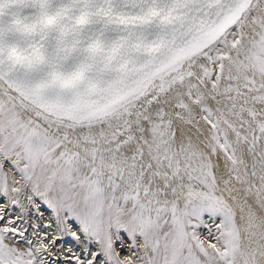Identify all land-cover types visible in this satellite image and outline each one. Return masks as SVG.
I'll list each match as a JSON object with an SVG mask.
<instances>
[{
	"label": "snow or ice",
	"instance_id": "obj_1",
	"mask_svg": "<svg viewBox=\"0 0 264 264\" xmlns=\"http://www.w3.org/2000/svg\"><path fill=\"white\" fill-rule=\"evenodd\" d=\"M0 193L76 264H264V0H0ZM14 224L0 264H46Z\"/></svg>",
	"mask_w": 264,
	"mask_h": 264
},
{
	"label": "rangeland",
	"instance_id": "obj_2",
	"mask_svg": "<svg viewBox=\"0 0 264 264\" xmlns=\"http://www.w3.org/2000/svg\"><path fill=\"white\" fill-rule=\"evenodd\" d=\"M9 187L11 189V187L16 186L9 185ZM10 196L11 193L9 196H5L3 193H0V205H3V212H0V215L4 216V219L0 220V227H3L8 220L14 221V226L18 229L20 228L19 230L22 231L26 229L27 232H25V236L33 242V247L39 245L40 240L38 239L40 237L43 238L47 235V239L45 241L50 244L51 247L49 252L43 253V259L46 264H76V261L73 258L74 253L83 259L84 249L86 246L89 247L91 251L97 250L95 243L88 242L83 233L80 232H78V235L80 236L79 241L73 239L67 230L64 233L59 234L61 235V239L57 240L56 237L58 233L56 231L55 217L52 216V212L48 209L47 205L42 204L39 197H35L36 204L40 205L39 209H37V207L28 204L27 200L24 198V194L20 197L23 208L12 204L11 199H15V197H11L10 199ZM207 219V216H205V220ZM34 225L37 227H34ZM77 229L78 225H75V222H73L72 230ZM199 231L201 233V240L207 244V230L201 229ZM213 231H215V229H213ZM36 233L39 236H35ZM51 236H54L55 239L50 240L49 238H51ZM14 239L17 241V246H23L22 248L25 247L24 249L28 248V244L25 241L20 240L18 236L14 237ZM8 242L11 243L12 241L9 240ZM130 245L131 241L126 238V234L122 241L114 244L115 252L120 259H123L125 256H132L134 260L136 259L133 253H138L139 248H132ZM65 258H71L72 261L64 260ZM50 260L51 262H49ZM52 261L55 262L52 263ZM137 264H139L138 261Z\"/></svg>",
	"mask_w": 264,
	"mask_h": 264
},
{
	"label": "bare ground",
	"instance_id": "obj_3",
	"mask_svg": "<svg viewBox=\"0 0 264 264\" xmlns=\"http://www.w3.org/2000/svg\"><path fill=\"white\" fill-rule=\"evenodd\" d=\"M7 170V169H6ZM13 179H16V180H19L20 179V177H19V174H17V173H10V176H9V185H13L12 184V180ZM16 187H18L19 185H15ZM5 203H7V202H5ZM52 216L54 217V215H53V213H52ZM21 224V223H20ZM23 225V224H22ZM24 227V226H23ZM20 229V228H19ZM25 230V229H24ZM24 230H22V231H24ZM25 232H27V231H25ZM33 234V233H32ZM34 235V234H33ZM32 236V235H31ZM35 236H39L37 233L35 234ZM35 236H33V237H35ZM41 238V237H40ZM40 238L38 239V240H40ZM50 240L51 239H55L54 238V236H51V238H49ZM45 243H47L46 241H45ZM23 247V246H22ZM25 248V247H24ZM50 251V250H49ZM65 255V254H64ZM63 255V256H64ZM84 255V254H83ZM50 256V255H49ZM48 258V257H47ZM64 260H69V261H72L71 260V258H65ZM49 262H51V260L49 261ZM55 262V261H54ZM53 261H52V263H54ZM70 263V262H69Z\"/></svg>",
	"mask_w": 264,
	"mask_h": 264
}]
</instances>
